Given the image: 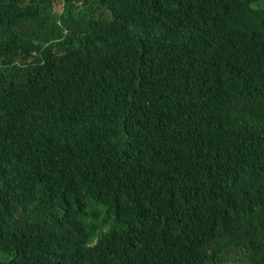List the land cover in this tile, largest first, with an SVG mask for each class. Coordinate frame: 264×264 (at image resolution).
<instances>
[{
    "label": "trees",
    "instance_id": "trees-1",
    "mask_svg": "<svg viewBox=\"0 0 264 264\" xmlns=\"http://www.w3.org/2000/svg\"><path fill=\"white\" fill-rule=\"evenodd\" d=\"M0 264H264V0H0Z\"/></svg>",
    "mask_w": 264,
    "mask_h": 264
}]
</instances>
